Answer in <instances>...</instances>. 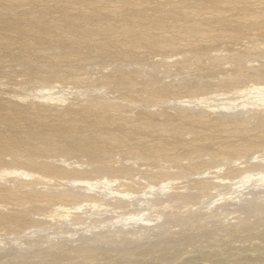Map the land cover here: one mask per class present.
Segmentation results:
<instances>
[{
    "label": "rangeland",
    "instance_id": "1",
    "mask_svg": "<svg viewBox=\"0 0 264 264\" xmlns=\"http://www.w3.org/2000/svg\"><path fill=\"white\" fill-rule=\"evenodd\" d=\"M97 1L0 3V264H264V0Z\"/></svg>",
    "mask_w": 264,
    "mask_h": 264
},
{
    "label": "bare ground",
    "instance_id": "2",
    "mask_svg": "<svg viewBox=\"0 0 264 264\" xmlns=\"http://www.w3.org/2000/svg\"><path fill=\"white\" fill-rule=\"evenodd\" d=\"M3 1H5V0H0V3L2 2V4H1V7L3 8V9H7V8H10L11 7V4L10 3H4ZM10 1V0H9ZM22 2V0H15V2L17 3V2ZM30 1H34V0H30ZM179 1V0H178ZM193 1H197V2H199L200 4H202L203 2H208V3H211L212 1H214V0H193ZM63 2V1H62ZM65 2H69V4L71 3V4H76V6H77V10H80V11H85V7L87 8V6H89V7H91V9L93 10V6H96V8H94V11L95 10H97V11H103V10H107L108 8V6L107 5H105V4H103L102 2H100V1H97V0H65ZM202 2V3H201ZM12 3H14V2H12ZM32 3V2H31ZM143 3H145V0H125V1H117V4L113 7V9H115V10H120V11H122V10H125V9H130V8H135V7H138V6H140V5H142ZM10 4V5H9ZM67 4V3H66ZM204 4V3H203ZM17 5V4H16ZM13 7V6H12ZM88 7V8H89ZM111 9V8H110ZM110 9H108V10H110ZM132 22H133V20H132ZM139 22V21H138ZM137 22V23H138ZM127 23V22H126ZM134 23H135V21H134ZM140 23V22H139ZM143 23V22H142ZM157 23V22H156ZM159 23H161V22H159ZM159 23L158 24H155V25H153V26H147V25H142V24H136V25H122V26H120V27H111V25L110 26H108V23L107 22H101V24H100V26H105L106 27V29L104 30V32L102 33L103 35H101V36H99L97 39V41H99V40H102L101 42H103V41H105V42H111L112 40L114 41V39H118L119 37H122L123 39H127V40H136L137 42H138V44L140 43V42H145L146 44H148V46H155V45H170V44H173L174 43V40H175V38L173 39V37L171 38V40H169V36H167V38H163L164 37V35H163V37H162V35H161V37L163 38V39H151L150 38V36H149V32H151L152 30V28H157V27H160L161 25H159ZM132 24V23H131ZM26 28H27V31H28V33H32L33 35H35V36H37L39 33L37 32V30L36 29H34V28H31V26H26ZM80 29V32H81V35H82V38H84V39H86V38H88V36H90V32L87 30V29H85V28H83V27H80L79 28ZM157 30V29H156ZM178 30V29H177ZM179 30H181V29H179ZM183 30V29H182ZM179 32V31H178ZM181 32V31H180ZM183 32V31H182ZM184 32L185 33H197L198 32V29L194 26V25H191V26H188V27H186L185 28V30H184ZM167 35V34H166ZM176 35V34H175ZM180 35V34H179ZM158 37H159V35H158ZM160 38V37H159ZM172 39H173V41H172ZM177 41V40H176ZM2 42V41H1ZM100 42V41H99ZM141 43V44H142ZM133 44L131 43V42H129V41H124V43L123 44H120V46H123V47H129V46H132ZM175 88V87H174ZM161 92H163V91H161ZM166 92H168L167 90H166ZM156 94H158V93H156ZM159 95V94H158ZM155 96V95H154ZM157 98V97H156ZM245 99H247V98H244V99H242V100H245ZM159 100V99H158ZM54 104V103H53ZM145 104V103H144ZM55 105V104H54ZM99 104H96V106H98ZM101 108H107L108 107V105H106V104H104V103H101L100 105H99ZM48 107V106H47ZM49 107H51V105H49ZM86 108V107H85ZM46 109V108H45ZM19 112V111H18ZM90 112V111H89ZM144 115V114H143ZM146 116V115H145ZM149 117H156V119H158L159 121H160V119L158 118V117H161V115H158V114H150L149 115ZM144 118V117H143ZM146 119H147V117H146ZM154 119V118H153ZM162 120H163V118H162ZM152 121V120H151ZM155 121V120H154ZM189 121V120H188ZM150 128H153V127H155V126H159L158 124H159V122H147L146 123ZM212 124H216V123H212ZM187 125H190V123L188 122L187 123ZM9 150V149H8ZM49 167H51L50 168V171L53 173V174H59V173H64L65 171L61 168V167H56V166H47V165H40V169H42V170H46V169H49ZM127 168H123V169H121V171H123V172H126L127 170H126ZM121 171H120V173H121ZM114 172V171H113ZM113 172H111V173H113ZM117 172V171H116ZM73 173H77V171H74ZM115 174V173H114ZM113 175V174H112ZM255 183V181H253L252 183H251V185H255L254 184ZM250 185V186H251ZM244 188H247V187H244ZM237 189V188H236ZM57 198H61V196H62V193L61 192H59V193H57ZM2 216L0 215V218H1Z\"/></svg>",
    "mask_w": 264,
    "mask_h": 264
}]
</instances>
